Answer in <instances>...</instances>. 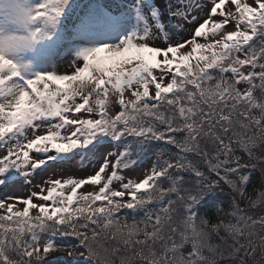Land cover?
I'll return each mask as SVG.
<instances>
[{
	"label": "snow or ice",
	"instance_id": "obj_1",
	"mask_svg": "<svg viewBox=\"0 0 264 264\" xmlns=\"http://www.w3.org/2000/svg\"><path fill=\"white\" fill-rule=\"evenodd\" d=\"M0 191V264H264V0H0Z\"/></svg>",
	"mask_w": 264,
	"mask_h": 264
},
{
	"label": "rangeland",
	"instance_id": "obj_2",
	"mask_svg": "<svg viewBox=\"0 0 264 264\" xmlns=\"http://www.w3.org/2000/svg\"><path fill=\"white\" fill-rule=\"evenodd\" d=\"M227 7L228 5L225 6V9L227 10ZM57 174H59V172L61 171L60 169H57ZM77 176H82L84 175L83 173H76ZM131 178L133 179H138V178H142V172L141 171H136V172H133L131 173ZM84 189H87V188H84ZM33 189L31 188H21L11 194L13 195H21V196H27ZM89 190H92L89 189ZM6 192L4 191H0V199H2L4 196H5ZM34 202H39V201H34ZM18 207H22V205H17ZM33 215H35V210H33ZM58 256H66L67 254L66 253H57ZM69 261H71L72 257H67Z\"/></svg>",
	"mask_w": 264,
	"mask_h": 264
},
{
	"label": "trees",
	"instance_id": "obj_3",
	"mask_svg": "<svg viewBox=\"0 0 264 264\" xmlns=\"http://www.w3.org/2000/svg\"><path fill=\"white\" fill-rule=\"evenodd\" d=\"M258 188H259V175H257L256 179L253 181V186L248 189L249 194L253 198H255L257 196L256 189H258ZM241 207H244V205L241 204ZM212 211H213V215H214L215 214V209H213Z\"/></svg>",
	"mask_w": 264,
	"mask_h": 264
}]
</instances>
